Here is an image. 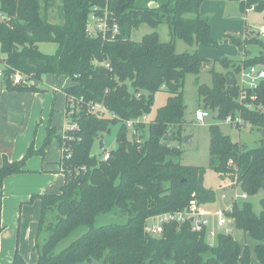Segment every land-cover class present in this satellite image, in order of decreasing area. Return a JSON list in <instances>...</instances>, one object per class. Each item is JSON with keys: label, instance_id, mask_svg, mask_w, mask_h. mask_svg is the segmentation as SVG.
<instances>
[{"label": "trees", "instance_id": "1", "mask_svg": "<svg viewBox=\"0 0 264 264\" xmlns=\"http://www.w3.org/2000/svg\"><path fill=\"white\" fill-rule=\"evenodd\" d=\"M203 1L110 0L108 11L119 24L120 33L116 40L106 41L85 32L90 8L101 5L100 0H0V61L6 88L38 92L34 84H40L45 75L63 76L72 82L63 92L67 120L76 128L57 134L48 127L40 151L30 147L21 160L3 158L0 166L1 184L8 176L23 173L26 159L43 155L53 138L63 151L60 192L36 195L41 212L34 241L35 264H250L248 248L240 247L229 233L218 234L212 244L206 241L207 229L194 231L190 221L163 224L159 236L144 231L150 217L214 200V193L203 185L204 170L177 163L181 151L171 146L184 137V78L198 75L204 62L196 51L177 53L175 40L191 47L216 46L209 20L199 12ZM234 1L242 12L250 7L261 12L264 20V0ZM55 2L63 9L61 23H53L42 14V8ZM149 3L157 6L151 8ZM160 24L168 26V42L160 41L156 31L138 41L130 38L132 30L141 25L155 29ZM247 33L251 36L244 33V46L257 47L258 54L244 51L238 63L221 60L226 71L212 72V85H199L197 90L202 109L216 111V117L223 121L238 111L263 134L264 114L242 107L235 83L241 68L264 66V37L255 31ZM40 43H55L57 49L54 54H43L38 49ZM15 72L32 84L13 86ZM159 91L167 93L166 102L147 124V136L137 134L144 125L138 123L136 133L128 138L125 122L149 114ZM243 101L264 105V80L248 90ZM95 105L108 115H100ZM116 124L117 147L108 151V160L90 157L94 142L99 140L103 148L100 134ZM209 132L210 168L220 178L219 186H238L247 196L264 191V142L243 149L217 125L210 126ZM260 205L261 212L256 215L250 204L233 203L225 216L255 242L257 260L264 264V198ZM111 214L126 220L94 225L98 216ZM74 235L77 237L59 249ZM12 264L26 263L16 252Z\"/></svg>", "mask_w": 264, "mask_h": 264}, {"label": "rangeland", "instance_id": "2", "mask_svg": "<svg viewBox=\"0 0 264 264\" xmlns=\"http://www.w3.org/2000/svg\"><path fill=\"white\" fill-rule=\"evenodd\" d=\"M199 12L201 16L208 18L210 23L211 37L216 41V46L213 48L203 46L191 47L180 40H175V50L177 53L196 51L204 62L201 65L198 75H186L183 83L184 103L186 106L184 111L185 123L183 125V136L190 135L191 144L188 145L182 140L181 142H171V146L181 151L180 157L176 159L177 163L183 166L197 167L204 170L203 185L206 189L211 190L214 193V200L212 202L201 205L194 204L196 212L207 216L209 222L208 228L210 231L215 233V236L213 237H210L206 234V241L215 244L216 236L218 234H224L226 233V230H229L228 233L234 238L235 241H237L240 247L246 246L248 248L250 253V264H259L255 254L254 241L248 235H245L241 231L237 230L233 222L225 217V212H227L228 208L231 207L233 203H235L237 206H241L243 203H248L250 204L252 211L256 215H259L261 212L260 200L264 198V191H259L253 196H247L246 199L236 198L234 200V195L239 196L242 194L238 186L232 189H222L219 186L220 178L217 176L215 171L210 168L209 127L212 125H217L223 135L228 136L231 142L237 143L243 149H253L260 146L264 142L262 131L259 129V127L249 123H246V125L241 129L232 127L223 120H219L216 117V111L211 109H205L209 116L206 117L203 122L198 124L195 122L194 113L197 109L203 108L201 97L199 96L197 90L198 86L205 85L210 87L212 85V72L223 73L226 71L220 64L221 60L227 59L230 62L238 63L242 61L244 51L250 52L251 55L258 54L259 49L257 47L251 45L244 46L243 41L244 38H246L244 33L246 32V36L249 37L251 35H248L247 32L259 31V29L264 26L263 15L261 12L254 10L242 12L240 10L239 3L234 0H204L200 6ZM42 14L53 23H61L63 21V9L58 2H55L46 8L44 7V9L42 8ZM152 31L157 32L160 41L168 42L170 40L169 29L166 24H160L155 29H152L147 25H141L138 29L132 30L130 38L132 40L138 41L143 35L151 33ZM38 49L43 54L51 55L55 53L57 45L55 43H40L38 44ZM2 58L3 54L0 53V60ZM3 69L4 66L0 61V72H3ZM242 72V68L236 72L235 83L237 86ZM4 83L5 76H0V86H4ZM58 83L60 87H63V85H65V80L60 78ZM243 83L244 81L241 80L239 84L240 88ZM40 94L49 95L45 97V101L42 103V106L38 108L39 117L36 119V124L33 128L30 144L27 147L23 157L26 155V152L30 147H32L35 152L42 149L48 127H54V130L56 129L57 132L63 133L65 130V124H67L66 106L64 105V96L61 90L56 96H53L51 91ZM49 96L50 98H48ZM46 98L48 99L46 100ZM166 98L167 93L165 91H159L156 93L151 111L141 120L144 125L138 129L137 134H141L143 138L147 136V124L154 117L156 109L165 104ZM59 100L62 108L58 107ZM59 114H61V118L65 122L62 125L61 122H57L55 125L54 121H56V117ZM41 126H44V134L42 139L39 141L41 142L40 146L36 148L35 138L38 134V131H40ZM118 128L119 124L112 125L110 126L108 132H103L100 134L103 148H105L107 151L115 150L117 147L116 134ZM131 133L132 130L128 128V138L131 137ZM53 141L55 142L57 140L53 138L48 145H50ZM46 147L43 150V155L34 154L29 158L33 156L44 158ZM29 158L26 159L24 168L26 167V162ZM29 172L30 171L25 169L23 173L13 174V176L31 174ZM6 178L2 180L0 187H2V183ZM0 193V196H2L3 193L1 188ZM31 198L33 199L30 201ZM39 201L40 200L36 198V195L32 194L26 199V201L20 202L18 205H12L15 201L8 196L6 197V203L11 204L10 206L12 207V210L10 207V209L6 212L3 220L5 226L0 224V233L4 227L13 233L10 237V245H8L10 247L9 258L11 255H13L11 258L12 260L15 253L17 252V254L22 257L26 264H35L37 261V253L34 250L33 244L35 237H29L27 231H33L34 236L37 232L41 212V205ZM23 205H26V207H21ZM189 209H191V206ZM222 213L224 225L219 226L218 215ZM125 220V217H120L113 214L100 215L96 218L94 225L99 226L108 223H124ZM75 237H77V235H74L70 239L62 242L59 246V249L65 248ZM4 254L5 255L0 258L2 263L3 261L5 262V257H8L6 251Z\"/></svg>", "mask_w": 264, "mask_h": 264}, {"label": "crops", "instance_id": "3", "mask_svg": "<svg viewBox=\"0 0 264 264\" xmlns=\"http://www.w3.org/2000/svg\"><path fill=\"white\" fill-rule=\"evenodd\" d=\"M60 78L65 80V85H63V87H60L58 83ZM3 85L4 86H0V166L3 163V158L8 161H18L23 157L30 144L36 119L39 117L38 108L42 106L45 97L49 95L40 93L51 91V93H53L52 95L56 96L61 90L64 96V105L66 106V98L63 89L71 86L72 82L63 76L45 75L42 77L41 83L36 85L39 89L38 92L13 91L8 90L5 83ZM48 98H50V96ZM48 98H46V100ZM58 107L62 108L60 100ZM10 114L21 116V123L12 122L9 117ZM57 122H61V125L65 122L61 118V114L56 117L54 124L56 125ZM43 131L44 126H41L35 138L36 148L40 146L41 142L39 141L43 137ZM55 132L59 134L56 129ZM61 154L58 141H53L46 147L44 158L33 156L27 160L24 170L30 171L29 173L31 174L12 175L3 181L2 187H0L3 193V195L0 196V224L5 226L3 222L4 216L11 207L10 203H6L7 196L15 201L12 205H18V203L26 201L32 194H58L60 192V188L64 184V175L61 173L59 165ZM21 207H26V205ZM207 229L209 228L207 227ZM0 234V258L5 255V251L8 255V257H5V262L3 261L2 263L0 259V264H12L11 258L13 255L9 258L10 247L8 245H10L9 241H11L10 237L13 233L4 227ZM27 234L29 237L36 236V233L34 236L33 231H27ZM34 241L35 239L33 240V244Z\"/></svg>", "mask_w": 264, "mask_h": 264}, {"label": "built area", "instance_id": "4", "mask_svg": "<svg viewBox=\"0 0 264 264\" xmlns=\"http://www.w3.org/2000/svg\"><path fill=\"white\" fill-rule=\"evenodd\" d=\"M102 2L101 5L95 4L90 8V12L88 14L87 20H86V34L87 36L91 38L100 37L102 40L106 41H114L117 39L119 33H120V26L113 18V15L108 11V3L110 0H100ZM151 3H149L150 6ZM253 7H250L246 10L252 11ZM257 35L260 37H264V26L259 29V31H256ZM255 67L250 68H242L243 72L240 75L238 87H239V101L243 108H247L248 110H258L260 113L264 114V105H258L255 106L252 103H244L245 94L248 90H253L257 84L264 80V72H259L257 76H253V73L255 71ZM0 76L4 77L3 72H0ZM241 80L244 81L243 85L239 86ZM11 81L13 85H30L32 82L26 81L25 76L20 72H15L11 76ZM245 85V86H244ZM253 100L254 97H251ZM70 111L72 110V105L70 104ZM100 115H108V112L102 108L99 105H95L93 107ZM209 114L205 109H197L194 113V119L195 122L198 124L203 122V120L208 117ZM144 117V116H143ZM139 118L137 120H129L126 121V126L132 130V134L136 133L135 125L138 123H143L141 120L143 119ZM224 122L229 124L232 127H235L237 129H241L246 125L245 120L241 117L240 113L236 111L233 114L228 115ZM144 124V123H143ZM76 125L73 124L70 120H67L66 128L64 131L75 129ZM61 153H63L61 149ZM62 156V154H61ZM69 157V155L67 156ZM99 158L102 161H107L109 158L108 151L103 148V153ZM81 171H85V167L81 168ZM224 197V196H222ZM236 198L246 199L247 195L242 193L241 195H234V200ZM231 207L228 208L227 211H229ZM226 217V216H225ZM185 221H190L191 229L194 231H199L202 228L208 227V219L206 218V215L200 214L195 211V205H191V209H185L183 211L174 212V213H166L154 217H150L145 221L144 225V231L149 236H159L162 233L163 224L166 223H184ZM218 225L223 226V213L218 215ZM229 230H226V233H228ZM207 235L210 237L215 236V233L207 229Z\"/></svg>", "mask_w": 264, "mask_h": 264}, {"label": "water", "instance_id": "5", "mask_svg": "<svg viewBox=\"0 0 264 264\" xmlns=\"http://www.w3.org/2000/svg\"><path fill=\"white\" fill-rule=\"evenodd\" d=\"M155 6H157L155 3H151L150 4V7L152 8V7H155ZM259 72H264V66L263 65H257L256 67H255V71H254V73H253V76H257V74L259 73ZM231 84H234V81H231ZM35 86L37 85V84H34ZM10 120L12 121V122H16V123H18V124H20L21 123V120H22V117L21 116H16V115H13V114H10ZM263 136H264V133L262 134ZM165 139H168L169 141H172V137H169V138H167V137H165ZM183 141H184V143H186V144H191V136L190 135H188V136H184L183 137ZM102 153H103V148L101 147V142L99 141V140H97L96 142H94V144L92 145V147H91V149H90V153H89V155H90V157H92V158H94V157H98V156H101L102 155Z\"/></svg>", "mask_w": 264, "mask_h": 264}]
</instances>
